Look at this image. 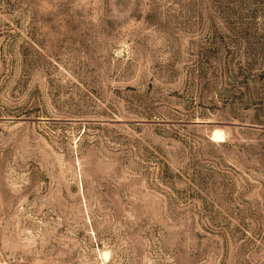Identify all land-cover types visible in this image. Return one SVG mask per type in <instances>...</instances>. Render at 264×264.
<instances>
[{"label": "rangeland", "instance_id": "1", "mask_svg": "<svg viewBox=\"0 0 264 264\" xmlns=\"http://www.w3.org/2000/svg\"><path fill=\"white\" fill-rule=\"evenodd\" d=\"M0 264H264V0H0Z\"/></svg>", "mask_w": 264, "mask_h": 264}, {"label": "bare ground", "instance_id": "2", "mask_svg": "<svg viewBox=\"0 0 264 264\" xmlns=\"http://www.w3.org/2000/svg\"><path fill=\"white\" fill-rule=\"evenodd\" d=\"M217 137H219V138H220V136H218V135H217Z\"/></svg>", "mask_w": 264, "mask_h": 264}]
</instances>
